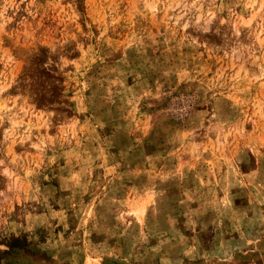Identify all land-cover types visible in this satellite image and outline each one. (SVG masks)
Masks as SVG:
<instances>
[{"label":"rangeland","instance_id":"rangeland-1","mask_svg":"<svg viewBox=\"0 0 264 264\" xmlns=\"http://www.w3.org/2000/svg\"><path fill=\"white\" fill-rule=\"evenodd\" d=\"M0 264H264V0H0Z\"/></svg>","mask_w":264,"mask_h":264}]
</instances>
